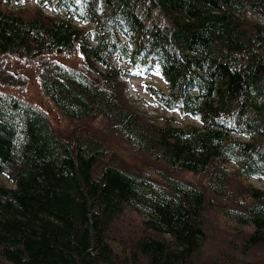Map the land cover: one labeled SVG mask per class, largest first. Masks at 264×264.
Listing matches in <instances>:
<instances>
[{"label":"trees","instance_id":"1","mask_svg":"<svg viewBox=\"0 0 264 264\" xmlns=\"http://www.w3.org/2000/svg\"><path fill=\"white\" fill-rule=\"evenodd\" d=\"M33 3L0 0V59L40 58L41 94L79 124L0 93V264H264V0ZM75 53L81 70L46 58ZM152 72L165 88L143 95L197 122L134 105ZM26 83L0 63V85ZM92 122L166 170H131Z\"/></svg>","mask_w":264,"mask_h":264},{"label":"rangeland","instance_id":"2","mask_svg":"<svg viewBox=\"0 0 264 264\" xmlns=\"http://www.w3.org/2000/svg\"><path fill=\"white\" fill-rule=\"evenodd\" d=\"M26 3V6H33L34 0H23ZM262 21H264L262 19ZM47 59L62 64L67 68L73 70H81L82 69V57L75 53L70 56H62V55H50L46 57ZM40 58L26 61L17 59L8 55H4L0 59V63L5 72L13 73L17 76H23L27 79V83L24 86H2L0 85V93L13 95L15 97L20 98L24 102L36 107L37 109L45 112L49 117L52 125L60 130L68 131L74 127L78 126V122H75L72 126L69 124V121L63 118L53 107V105L47 100L40 91V82L38 76V62ZM155 73L152 72L150 78L154 79L157 82V85L161 88H165V86L159 82V80L154 77ZM132 82L135 83L141 90L140 86V78L135 79L132 78ZM148 79V78H147ZM126 94L132 100L137 97L133 93V91H129L126 89ZM140 100L134 104L140 111L147 112L146 114L155 115L158 114L159 116H167L174 118L179 124H186L197 122L193 118L189 116H183L178 112H166L163 108H154L152 100L148 98H144L142 94H138V98L135 99ZM142 100V101H141ZM140 106V107H139ZM157 121H161V117L156 119ZM91 127L95 128L96 131L99 133L100 137L107 143L108 147L114 151V153L124 162L126 165L134 171H147L152 174H156L155 169L160 172L161 170H166L165 166L161 163H156L154 161L148 160L144 158L141 154L134 152L132 149L129 148L127 144H125L122 140L116 139L109 134L103 137L101 133L100 124L97 122H92ZM157 175V174H156ZM184 177H190L188 174H184ZM196 180H200L197 176L193 177ZM0 179L9 187H12L13 184L7 179V177L3 174H0ZM247 182L255 185L258 188L264 190V180L252 177L247 179Z\"/></svg>","mask_w":264,"mask_h":264},{"label":"bare ground","instance_id":"3","mask_svg":"<svg viewBox=\"0 0 264 264\" xmlns=\"http://www.w3.org/2000/svg\"><path fill=\"white\" fill-rule=\"evenodd\" d=\"M144 96H145V95H144ZM145 97L148 98L147 96H145ZM148 99H150V98H148ZM151 100H152V99H151ZM136 102H137V101H136ZM135 104H136V103H135ZM139 107H140V106H139ZM158 108H161V107L158 106Z\"/></svg>","mask_w":264,"mask_h":264},{"label":"built area","instance_id":"4","mask_svg":"<svg viewBox=\"0 0 264 264\" xmlns=\"http://www.w3.org/2000/svg\"><path fill=\"white\" fill-rule=\"evenodd\" d=\"M135 98H137V97H135Z\"/></svg>","mask_w":264,"mask_h":264}]
</instances>
